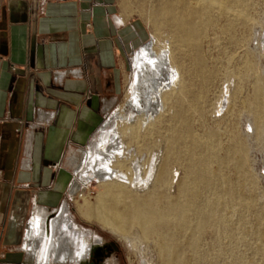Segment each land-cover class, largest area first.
<instances>
[{
	"label": "bare ground",
	"instance_id": "bare-ground-1",
	"mask_svg": "<svg viewBox=\"0 0 264 264\" xmlns=\"http://www.w3.org/2000/svg\"><path fill=\"white\" fill-rule=\"evenodd\" d=\"M155 3L158 7L152 12V24L159 22L171 30L181 60L186 58L185 48H190L191 65L184 72L189 82L180 78L170 42L151 35L132 59L135 77L139 80L128 96L125 111H116L99 127L75 173L83 165L77 178L86 185L95 182L104 189L95 204L82 206L83 216L124 237L130 227H135L142 239L153 238L161 261L182 264L183 254L177 247L179 235L190 233L187 247L195 251L200 231L226 221L224 201L233 195V188L222 174L224 161L216 156L213 143L192 134L187 124L189 113L182 100L194 109H201L200 95L193 92V79L198 78L203 88L212 80L213 73L205 67L200 52L204 33L213 23L212 14L224 20L221 30L230 38H234L238 24L247 28L254 20L250 16V0ZM245 66L248 70L253 68L249 61ZM225 101L221 98L217 103L218 112L224 109ZM250 107L257 131L264 132V85L260 82L256 84ZM165 122L168 123L166 130ZM122 128L129 129L128 133H122ZM157 138L162 142L158 144ZM182 159L184 174L177 175V170L172 173L171 166ZM215 162L218 167L212 168ZM174 179L177 196L171 200L166 192ZM77 186L73 182L71 195L76 193ZM132 187L145 188V191L137 194ZM241 201L247 206L249 198ZM33 209L24 228L23 249L35 264H86L93 250L102 244L95 232L74 222L66 201L53 215L44 207ZM140 264L153 263L141 259Z\"/></svg>",
	"mask_w": 264,
	"mask_h": 264
},
{
	"label": "crops",
	"instance_id": "crops-1",
	"mask_svg": "<svg viewBox=\"0 0 264 264\" xmlns=\"http://www.w3.org/2000/svg\"><path fill=\"white\" fill-rule=\"evenodd\" d=\"M135 8L0 0V264H32L23 249L30 213L70 200L65 160L103 124L126 59L143 43Z\"/></svg>",
	"mask_w": 264,
	"mask_h": 264
},
{
	"label": "rangeland",
	"instance_id": "rangeland-1",
	"mask_svg": "<svg viewBox=\"0 0 264 264\" xmlns=\"http://www.w3.org/2000/svg\"><path fill=\"white\" fill-rule=\"evenodd\" d=\"M133 1L137 8L130 13L138 21V30L142 35L143 43L150 40L151 35H155L160 41L165 39L169 41L174 61L180 70V78L188 83L184 72L191 65L190 48H185L186 58L181 60L179 51L173 44L171 30L159 22L152 24L154 22L151 19L152 12L158 7L155 6L158 4L155 1L160 5L165 0ZM250 5V16L254 23L247 28L238 24L235 27L234 38L222 33L224 20L218 18L217 14H212L213 23L207 28L208 30L206 29L200 42V52L202 58L204 57L205 67L213 73L212 80L203 88V83L201 84L198 78L193 79V92L200 95L201 109H194L185 99L182 100L189 113L187 124L190 131L195 137L215 145L216 156L224 161L222 174L227 184L233 188L231 198L224 201L226 208L223 211V218L227 222L200 231L195 251L187 247V242L191 238L190 233L179 235L177 247L183 254L182 264H264V132L257 131L250 109L257 82L264 85L262 32L264 0H250ZM137 48L126 59L119 91L107 101L111 104L105 112L104 122L116 111L120 112L122 109L121 112L125 111L124 106L127 104L128 96H131L132 89L138 85L139 79L135 77L132 63L135 51L139 49ZM248 61L253 64L252 70H248L245 66ZM221 98H225L226 101L224 109L218 112L217 103ZM167 127L168 123L165 122L163 128L166 130ZM128 131L127 128L121 130L122 133ZM95 137L96 133L84 146L74 148L73 153L65 160L74 182L78 184L76 193L74 195L70 193V200H66L72 219L79 227L95 232L102 243L107 245L108 252L103 264H140L141 259H147L153 264H173L161 261L153 238L142 239L137 228L130 227L124 237L117 231L82 215V206L95 204L104 192V189L95 182L86 185L77 178L79 172L83 170V165L75 173L79 163L82 162L84 152H88L89 145ZM156 140L158 144L162 142L161 138ZM238 164L239 168L236 167ZM211 167L217 168L218 164L215 162ZM171 168L172 173L177 170L176 174L182 176L183 159L178 164H173ZM131 190L142 194L145 188L132 187ZM166 195L171 200L177 196L176 179ZM245 197L249 198L247 206L241 204V200ZM58 207L50 210V213L53 215ZM229 216L230 218H227ZM32 264H35L33 260Z\"/></svg>",
	"mask_w": 264,
	"mask_h": 264
},
{
	"label": "flooded vegetation",
	"instance_id": "flooded-vegetation-1",
	"mask_svg": "<svg viewBox=\"0 0 264 264\" xmlns=\"http://www.w3.org/2000/svg\"><path fill=\"white\" fill-rule=\"evenodd\" d=\"M107 252V245L102 243L93 250L86 264H103V262L106 260L105 258L107 256Z\"/></svg>",
	"mask_w": 264,
	"mask_h": 264
}]
</instances>
